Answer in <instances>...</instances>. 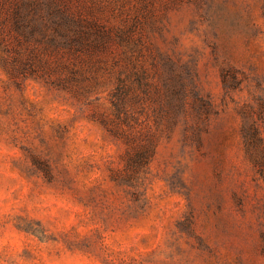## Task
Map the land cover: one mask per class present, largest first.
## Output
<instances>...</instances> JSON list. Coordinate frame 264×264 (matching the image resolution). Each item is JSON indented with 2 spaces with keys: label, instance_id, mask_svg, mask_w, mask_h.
<instances>
[{
  "label": "rangeland",
  "instance_id": "rangeland-1",
  "mask_svg": "<svg viewBox=\"0 0 264 264\" xmlns=\"http://www.w3.org/2000/svg\"><path fill=\"white\" fill-rule=\"evenodd\" d=\"M19 1L0 264H264V0ZM70 10L136 43L80 39Z\"/></svg>",
  "mask_w": 264,
  "mask_h": 264
},
{
  "label": "trees",
  "instance_id": "trees-1",
  "mask_svg": "<svg viewBox=\"0 0 264 264\" xmlns=\"http://www.w3.org/2000/svg\"><path fill=\"white\" fill-rule=\"evenodd\" d=\"M34 3H35L34 0H29V1L20 0L19 2L14 3L16 5V13L20 14L23 11L25 5H29L32 6V8H35L36 6H38L37 4L40 3V0H37V2L35 4ZM200 8H203L201 3H200ZM64 16L65 17L63 21L65 22L68 28L73 27L76 24V29L80 36L79 37L80 39H82V37H85L86 39L92 38L94 39V41H101L104 43L107 42L109 39L115 37L117 39H122V41L127 40L128 42L127 44L129 46H132V44L136 43L133 35L134 31L132 27L129 25L126 26L125 28L123 27L114 28L108 25L107 23L101 21L97 17H87L83 15V12L75 13L71 10L65 12ZM33 17L36 18V15H33ZM75 37H78V35ZM115 105L118 108L117 113L118 116L120 117L122 111L124 110L123 104L117 102L115 103ZM126 117L128 118V114L126 115Z\"/></svg>",
  "mask_w": 264,
  "mask_h": 264
}]
</instances>
